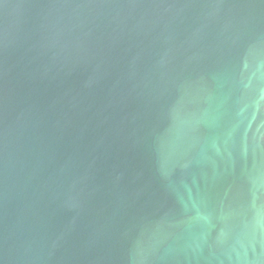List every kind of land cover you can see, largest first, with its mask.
<instances>
[{"label": "water", "instance_id": "obj_1", "mask_svg": "<svg viewBox=\"0 0 264 264\" xmlns=\"http://www.w3.org/2000/svg\"><path fill=\"white\" fill-rule=\"evenodd\" d=\"M0 264H264V0H0Z\"/></svg>", "mask_w": 264, "mask_h": 264}]
</instances>
